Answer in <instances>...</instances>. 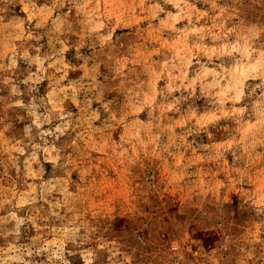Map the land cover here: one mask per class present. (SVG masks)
<instances>
[{
  "label": "clouds",
  "instance_id": "clouds-1",
  "mask_svg": "<svg viewBox=\"0 0 264 264\" xmlns=\"http://www.w3.org/2000/svg\"><path fill=\"white\" fill-rule=\"evenodd\" d=\"M0 264H264V0H0Z\"/></svg>",
  "mask_w": 264,
  "mask_h": 264
}]
</instances>
